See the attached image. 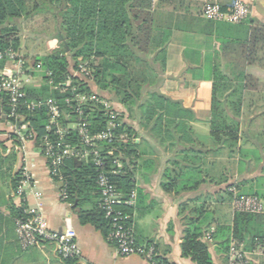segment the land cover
I'll use <instances>...</instances> for the list:
<instances>
[{
    "label": "crops",
    "instance_id": "obj_1",
    "mask_svg": "<svg viewBox=\"0 0 264 264\" xmlns=\"http://www.w3.org/2000/svg\"><path fill=\"white\" fill-rule=\"evenodd\" d=\"M234 1L153 0L155 35H171L160 92L181 102L192 121L189 142L181 140L179 133L174 139L160 140L134 124L138 136L130 169L142 199L134 210L132 226L139 247L151 244L158 257L174 264H195L182 256L185 213L181 210L196 216V210L204 208L205 225L233 226L235 197L257 196L264 202V0H243L251 14L242 24L203 16L209 3L228 9ZM6 26L20 40L17 55L28 62L59 47L56 19L51 14L36 13ZM16 69L7 54L0 52V74ZM41 84L33 76L26 88ZM118 109L124 111L121 106ZM15 131L0 109V264H64L52 244L21 248L14 210L23 202L42 213L51 230L76 233L82 254L76 264H152L141 254L120 256L101 232L82 225L74 206L62 201L39 146L27 143L12 150ZM213 133L220 134V142L214 141ZM231 134L238 138L233 150ZM20 170L35 183L27 188L23 201L13 185ZM187 172H192L189 181L184 178ZM175 179L178 187L196 180L204 183L178 193L164 191L162 185ZM247 229L248 238L239 249L249 264H264L253 242L264 236V215H256ZM221 243L210 244L214 264H229Z\"/></svg>",
    "mask_w": 264,
    "mask_h": 264
},
{
    "label": "trees",
    "instance_id": "obj_2",
    "mask_svg": "<svg viewBox=\"0 0 264 264\" xmlns=\"http://www.w3.org/2000/svg\"><path fill=\"white\" fill-rule=\"evenodd\" d=\"M36 13L51 14L56 19L59 47L45 57H34L29 62L34 69L40 63L41 72H33L42 84L40 88H26V101L39 102L48 99L58 100L62 110L70 114L66 100L78 105L73 97L71 88L62 94L61 86L79 69L81 63L88 64L91 71L89 78L80 82L74 80L72 86H78L80 93L89 96L97 95L110 102L119 112L122 120L117 130V140L114 144L104 145L107 157L105 173L117 187L123 199L129 198L132 192L137 194L134 207L124 206L122 209L131 216L142 199V192L136 187L134 173L130 169L131 157L135 153V138L138 130L149 129L160 140L174 139L175 134L180 139L189 142L190 122L192 117L183 104L166 97L160 92L165 79L167 46L171 35H155V12L153 0H0V52H18L20 40L14 34V29L6 25L16 19L27 18ZM24 60L27 61L25 58ZM97 64V65H96ZM51 72L52 76H48ZM87 79V80H86ZM52 81V83H50ZM53 87H58L54 89ZM119 106L124 111L119 110ZM113 107V108H114ZM0 109L5 116L9 112L8 98L0 92ZM90 129L93 133L105 130L107 118L105 110L97 104H87L83 108ZM23 122L7 119L16 127L28 124L24 132L26 136L34 134L35 143L40 147L43 138L48 134L46 127L49 118L45 110L29 113L23 109ZM129 120V121H128ZM74 121V120H71ZM61 125L66 128L67 122L63 117ZM68 142L74 147H82L81 138L77 133L70 132ZM216 143L221 141L219 133H213ZM235 148L238 138L230 135ZM54 138V137H53ZM11 142L21 145L18 136L14 134ZM109 150L112 155L106 154ZM118 160L122 168L117 174L112 173L113 162ZM193 170V169H192ZM198 168H196L197 172ZM201 170V169H200ZM23 170L14 176V190L18 189ZM203 173V171H200ZM62 174L66 179V203L75 208V212L82 225H90L101 232L109 240L111 227L99 207L100 192L97 186V168L92 161L84 162L77 159L65 161ZM187 172L184 178L189 181ZM179 176V175H178ZM192 178V177H191ZM178 187L177 180L164 183L162 188L166 192L197 189L204 180L194 181L190 186ZM204 208L197 209V215L192 216L183 209L184 235L181 252L184 258L195 264H214L210 244L220 240L227 255L230 254L233 240L239 244L248 238V226L256 215L236 213L233 226H216L212 242L206 241V234L213 226L204 223ZM15 217L23 215V208L14 210ZM254 238L253 242L262 239ZM151 244H148V246ZM78 260L70 259L64 264H76ZM153 264H174L155 254Z\"/></svg>",
    "mask_w": 264,
    "mask_h": 264
},
{
    "label": "built area",
    "instance_id": "obj_3",
    "mask_svg": "<svg viewBox=\"0 0 264 264\" xmlns=\"http://www.w3.org/2000/svg\"><path fill=\"white\" fill-rule=\"evenodd\" d=\"M250 14V6L243 0L234 1L228 9L217 3H209L203 11V16L207 20L230 24H242L249 19ZM7 56L16 64L17 69L0 74V92L5 93L8 98L9 112L5 117L9 120L23 122L25 120V116L22 114L23 109L29 113L39 110L47 112L49 123L46 130L48 134L43 138L39 148L47 160L51 178L59 187L62 201L66 202L68 198L66 192L67 183L62 174V167L65 161L77 159L88 162L91 160L99 172L97 176V186L100 192L99 207L111 227L109 240L114 242L120 256L141 254L153 264L155 247L152 245L139 247L137 245L133 226L129 223L131 216L122 209L124 206L134 207L137 194L132 192L129 198L124 200L122 194L105 173L107 157L103 147L104 145L110 146L114 144L118 139L117 130L122 125L120 112L106 99L97 95L89 96L88 94L80 93L78 86H72L74 80L80 82L84 78L90 77L91 71L88 68V64L81 63L79 69L74 71L72 76H68L67 81L61 85L64 88L62 94H66L68 89L71 88L74 100L78 102V105L74 106L71 104V100H66L71 111L70 114H66L62 110L59 101L55 99L27 102L25 94L27 83L30 78L32 79L35 70L36 72L42 71L41 64L39 63L34 69L33 66H30V62L21 59L17 53L9 52ZM27 65H29L28 68H26ZM48 76H52V73L49 72ZM53 88L58 89V87ZM89 103H94L104 108L105 117L107 118L105 130L93 133L90 129L83 110L84 106ZM63 117L68 124L66 128L61 125ZM13 126L16 129L15 133L21 141V145L12 146V150H19L20 147L25 146L27 143H35L36 136L34 134L26 136L24 133L28 129V124L25 123L19 127L13 124ZM70 132L77 133L81 138V148L74 147L68 142L67 138H69ZM106 154L112 155V151L109 150ZM110 168L113 174H117L122 168V164L115 160ZM34 184L31 176L24 171L15 195L23 201L25 191L27 188L33 187ZM35 195L39 196L38 194ZM232 207L235 213L264 215V202L257 196H237L233 199ZM21 208H23V215L16 218V225L18 240L23 250L52 244L56 254L63 262L70 259H81L82 254L74 231H53L49 228L44 215L38 210L30 208L24 202ZM214 232L215 227H212L206 234V241L212 242ZM240 247L241 244L233 240L229 254V264H249L243 251L239 249ZM256 249L260 255L264 256V237L257 240Z\"/></svg>",
    "mask_w": 264,
    "mask_h": 264
},
{
    "label": "rangeland",
    "instance_id": "obj_4",
    "mask_svg": "<svg viewBox=\"0 0 264 264\" xmlns=\"http://www.w3.org/2000/svg\"><path fill=\"white\" fill-rule=\"evenodd\" d=\"M97 65V64H96ZM41 81V80H40ZM129 121V120H128ZM222 123H223V118H222Z\"/></svg>",
    "mask_w": 264,
    "mask_h": 264
}]
</instances>
